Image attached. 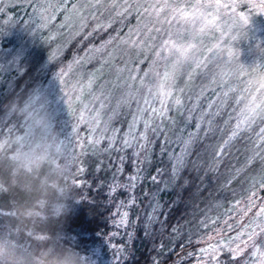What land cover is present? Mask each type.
<instances>
[{"label": "trees", "instance_id": "1", "mask_svg": "<svg viewBox=\"0 0 264 264\" xmlns=\"http://www.w3.org/2000/svg\"><path fill=\"white\" fill-rule=\"evenodd\" d=\"M107 4L101 12L96 11L97 22L105 27H96L86 39L78 32L58 52L57 59L44 65L41 58L46 53L43 49L46 43L39 39V33L56 27V22L51 21L46 29H33L34 51L25 53L16 64L0 73V118L8 108L16 110L22 106L30 89L43 82L60 62L127 23L129 14L117 16L108 10ZM5 15L10 17L6 8L0 6V23ZM14 22L22 24L23 17ZM241 30L229 40L232 47L248 51L240 61L250 65L241 76L230 74L214 97L213 91L203 94L199 129L185 120L183 110L178 113L172 110L174 125L161 127L164 131L155 135L149 132L151 143L146 148L115 151L119 162L111 153L108 158V151L101 156L84 153L78 171L62 174L49 170L52 168L46 161L26 167L12 155L17 146L1 148L0 264H85L96 247L101 249L100 264H196L207 233L223 227L226 219L232 222L229 231L232 238L238 229L233 219L236 207L247 206L251 189L264 192V187H260L264 183V159L255 157L259 130L264 128V104L258 109L254 123L245 126L227 146L223 144L235 128L238 112L250 92L245 91L246 81L242 79L248 75L252 81L254 73L259 72L255 63L260 61L261 67L264 66V18H253L248 28ZM66 32L65 35L69 33ZM3 36L0 26L1 46L13 40H4ZM203 74H195L193 86L198 83L205 87L210 79H200ZM16 115L13 111L11 117H4L0 135L7 119L19 117L20 124L21 114L17 118ZM189 132L197 135L183 167L174 170L175 162L169 157L181 147L175 141L179 133H183L179 139H185ZM221 147L225 151L217 155ZM138 171L139 180L131 187L128 177ZM252 180L254 187L249 185ZM117 184L124 187H116ZM235 200L239 204L230 207ZM122 210L127 213L126 222L118 224ZM247 250L239 257L225 250L219 254L218 264H251Z\"/></svg>", "mask_w": 264, "mask_h": 264}, {"label": "rangeland", "instance_id": "2", "mask_svg": "<svg viewBox=\"0 0 264 264\" xmlns=\"http://www.w3.org/2000/svg\"><path fill=\"white\" fill-rule=\"evenodd\" d=\"M76 2L81 4L86 3L87 0H76ZM107 2L111 3L113 0H101L103 5ZM176 2L189 5L198 3L199 0H176ZM219 2L234 7L221 8L215 25L211 28L200 32L199 23L179 22L173 25V30L176 28L181 30L182 42L192 44L196 49L193 61L176 72L173 85V96L179 97L182 104L172 110L176 113L183 110L186 114L185 120L190 121L192 126L200 121L203 114L204 109L200 105L203 94L214 92L212 94L214 97L216 90L229 80L230 74L238 73L241 76L246 66L250 65L243 60L240 61L245 58L244 55L248 51L232 47L229 38L242 31L241 28L247 29L249 21L253 18L258 17L259 20L264 18V0H219ZM49 4H59V0H0L1 9L4 6L6 13L10 16L8 18L5 15L1 19L3 37H5L4 40L13 39L6 45L0 44V73L4 72L5 67L10 68L16 64L22 56H25V53L34 51L32 33H35V30L46 29L51 21L56 22V27L47 28L42 34L38 32L39 39L46 43L44 45L46 48L43 46L46 53L41 58L42 61L44 60L43 65L57 59L58 52L62 51L78 32L81 31L83 38L86 39L99 23L91 18V10L82 11L81 15H77L71 9L66 11L63 6L48 8L44 11ZM102 9L103 7L99 11L101 12ZM188 10L191 11V9ZM45 16L48 17L47 20L42 18ZM20 17H23L24 22L15 23L14 20ZM141 19L135 11L131 12L127 23L117 26L113 34L96 44L88 43L81 53H73L68 60L60 62L58 67L53 68L43 82L34 89H30L22 106L16 110L8 108L0 118V124L4 117H11L13 111H16L17 115L21 114V122L18 124L17 115V119L6 120L0 135V149L17 146L12 155L26 167L31 168L46 161L52 168L49 170H53L56 174L78 171L82 167L81 159L84 153H95L101 156L104 151H108L107 157L109 158L111 153V156L119 162L120 159H117L115 151L121 149L120 138L127 132L133 117L138 114V108L145 106L142 97L151 100V95L140 88L139 81L144 79L147 82L143 73L148 72L150 68L160 69V65H154L152 62V51L128 48L120 44V40L127 39L129 33L139 26ZM66 31H69L67 35H65ZM23 35L27 38L24 39ZM152 35L158 36L156 43H159L160 34ZM115 37L119 39H113ZM110 40L112 43L105 51H96ZM210 48L212 52L208 51ZM105 52H111V55ZM254 65L259 71H264L260 61ZM200 72H204L200 79H210L202 88L198 83V86L196 83L193 86L191 82L195 74L198 75ZM131 77L136 79L133 80ZM248 78L251 77L247 75V78L242 80L248 81ZM214 79L215 81L211 84ZM137 89L140 91L138 92ZM254 96L257 99L253 102ZM259 102V94L250 89L246 104L238 112L237 121L241 119L242 109L252 107ZM153 106L159 107V104L155 103ZM171 112L168 113L170 121L162 124L161 127L170 128L174 125L175 117ZM189 115L192 119H188ZM122 122L124 125L121 124ZM179 134L183 135V133ZM110 137H115V144L109 143ZM105 161L109 165V160ZM259 175L258 173L257 177ZM72 177L73 175L70 176L71 179ZM254 180L257 182V178ZM258 180L262 181L260 178ZM254 183L252 180L249 185L254 187ZM258 190L257 188L250 190L249 197L252 198L255 207L251 206L249 199L246 207H236L237 213H233L234 224L238 227L235 235L230 238L232 222L226 219L227 223L223 227H212V230L214 228L215 230L213 233H207L206 241L201 249L213 244L220 245V253L225 250L230 252L224 248L225 244L235 247L241 240L248 239V234L257 224H264V218L259 216V208L264 207V192ZM236 203V200L233 201L230 207L235 206ZM245 208L254 210V212L250 210L247 212L250 219L245 216ZM125 212V210L121 211L118 224H121L120 221ZM257 232L258 235L253 242H256L258 246L264 245V234H260L258 229ZM243 247V252L248 249L250 262L254 264V257L251 255L252 243ZM95 250V254L89 257L85 264H100L101 249L96 247ZM200 255L196 264L208 260V257H204L201 252ZM247 257L249 258L248 255Z\"/></svg>", "mask_w": 264, "mask_h": 264}, {"label": "snow or ice", "instance_id": "3", "mask_svg": "<svg viewBox=\"0 0 264 264\" xmlns=\"http://www.w3.org/2000/svg\"><path fill=\"white\" fill-rule=\"evenodd\" d=\"M60 6H63L66 11L71 9L77 15H81L82 11L91 10L90 15L93 20H99L96 10L104 7L101 0H87L86 3L81 4H78L76 0H70V2L68 0H59V4H49L44 8V11H47L48 8ZM231 7L234 6L221 4L219 0H199L198 3L189 5L179 4L176 0H142V2L141 0H131V2L129 0H119V2L113 0V2L107 4L108 10L114 11L117 16H124L135 11L142 18L139 26L129 33L127 39L120 40V44L128 48L152 51L153 64L160 65L159 70L150 68L148 72L143 73V76L147 78V82L144 79H140L139 81L140 88L151 95V100L142 97L145 106L138 108V114L133 117L131 123L128 125L127 132L120 138L121 148L133 150L146 148L151 143L149 132L152 135H155L157 132H163L164 129L161 128V125L170 121L169 111L182 104L179 97L173 96L175 75L181 67L193 61V54L196 49L194 45L182 42L183 36L181 30L179 28L173 30V25L179 22L199 23L201 26L199 30L203 32L205 29H209L215 25L217 15L221 8ZM188 9H191V11ZM42 18L45 20L48 19L46 16ZM244 19L246 20V18ZM96 27L103 28L105 25L97 23ZM153 33L160 34L159 43H156L158 36L152 35ZM113 39H119V37ZM111 43V40L108 41L102 48L96 49V51H105ZM208 51L212 52L213 50L210 48ZM105 54L111 55V52H105ZM131 79L135 80L136 77H131ZM249 89L259 94L260 103L241 110V119L236 123L228 139L223 141L225 146L233 138L238 136L245 126H250L255 122V117L259 114L258 109H260L261 104H264V87L253 85L249 80L246 81L245 91ZM137 91L139 92L140 89H137ZM133 99H135V96H133ZM256 99L257 97L254 96L253 100L255 101ZM237 102L239 103L241 101ZM155 103H158L159 107L153 106ZM188 119H192V117L189 115ZM200 119L203 120V115H201ZM193 127L199 129L200 125L197 123ZM196 135V132H189L185 139L175 141L181 147L179 152H174L169 157L170 160L175 162L174 170L183 167L185 156ZM258 140L259 145L256 148L255 157L264 159V128L259 130ZM109 143L115 144V137H110ZM169 143L173 142L169 141ZM163 151L167 152L168 149H164ZM224 151L225 148L221 147L217 149L216 154H223ZM134 154L137 153L134 151ZM128 180L129 185L135 187V182L139 180V171L137 175L129 176ZM152 180L155 182L156 177L153 176ZM116 187H124V185L117 184ZM260 187H264V183ZM249 201L251 206L255 207L251 197H249ZM237 203L239 204V202ZM249 210V208H245L244 213L247 214ZM259 216L264 218V207L259 208ZM126 217L127 213L125 212L120 221L121 224L126 222ZM249 227L251 228L252 226L250 225ZM257 229L260 234H264V224H257L251 233L248 234L247 240H241L240 244H236L235 247H230L228 244H225L224 248L239 257L243 253V246H247L251 242L253 249L251 255L254 257V264H264V245L258 246L256 242H253L258 235ZM94 251L96 252V250ZM220 251V245L213 244H209L207 248L201 249L202 255L208 257V261H216L217 264ZM208 261H204V264H208Z\"/></svg>", "mask_w": 264, "mask_h": 264}, {"label": "clouds", "instance_id": "4", "mask_svg": "<svg viewBox=\"0 0 264 264\" xmlns=\"http://www.w3.org/2000/svg\"><path fill=\"white\" fill-rule=\"evenodd\" d=\"M251 82L253 85L264 87V71H259V72L254 73V76Z\"/></svg>", "mask_w": 264, "mask_h": 264}]
</instances>
